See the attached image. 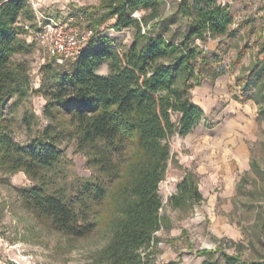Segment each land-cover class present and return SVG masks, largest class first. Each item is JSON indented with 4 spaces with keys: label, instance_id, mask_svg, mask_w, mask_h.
Instances as JSON below:
<instances>
[{
    "label": "trees",
    "instance_id": "1",
    "mask_svg": "<svg viewBox=\"0 0 264 264\" xmlns=\"http://www.w3.org/2000/svg\"><path fill=\"white\" fill-rule=\"evenodd\" d=\"M163 1L105 0L106 12L96 17L95 33L116 17L113 26L136 27L130 46L122 51L107 39H92L84 53L69 63L47 65L51 77L45 90L51 105L67 117L79 149L99 173L68 188L57 180L65 179V173L61 131L53 132L56 125L50 123L27 145L9 132V102L29 88L26 63L14 59L26 44L21 37L26 25L19 18L36 15L27 0H0V169L24 170L33 185L20 187V198L67 234L85 236L95 230L100 220L93 208L109 199L113 212L106 224L112 235L96 264H183L180 259L159 263L150 247L158 241L157 231L171 226L162 212L160 192L173 156L171 137L188 134L205 116L203 107L193 100L192 79L195 85L201 84L200 74L210 57L206 49L190 43V35L206 41L209 35L225 33L234 16L229 5L218 0H182L180 10L192 20L193 29L175 42L151 31L164 20L151 22L160 15ZM139 9L148 14L134 17ZM143 23H150V29L144 31ZM104 62L109 73L98 74ZM261 66L256 65L257 73ZM49 111L57 115L52 108ZM25 121L31 124L28 114ZM115 180L119 184L113 185ZM202 199L198 174L186 168L171 204L192 208ZM242 252L241 248L238 253L222 250L223 260L208 258L201 264H264V259H247Z\"/></svg>",
    "mask_w": 264,
    "mask_h": 264
},
{
    "label": "rangeland",
    "instance_id": "2",
    "mask_svg": "<svg viewBox=\"0 0 264 264\" xmlns=\"http://www.w3.org/2000/svg\"><path fill=\"white\" fill-rule=\"evenodd\" d=\"M182 0H164L153 33L180 42L193 29L191 19L180 10ZM193 1V0H190ZM228 4L234 21L227 32L208 36L206 41L190 35V43L206 49L210 57L203 68L201 84L192 79L193 100L205 110L186 135L171 137L172 158L165 179L160 184L162 212L171 221L170 227L157 231V243L150 247L159 263L180 259L183 264H201L208 258L223 260L222 250L238 253L247 259H264V0H218ZM28 6L43 13V24L50 18L70 21L88 34L87 45L93 39H107L122 51L132 43L136 27L113 26L111 18L95 33V19L106 12L105 0H27ZM148 14L146 9L134 17ZM36 15V13H35ZM25 29L24 50L14 56L28 68L29 88L24 96L9 102L7 115L9 132L22 145L44 130L50 123L53 132L61 131L60 146L64 152L62 169L65 179L58 183L70 188L80 179L99 176L89 164L88 155L79 149L76 134L63 113H57L46 93L51 73L48 64L58 62L47 47L36 39L38 19L20 17ZM150 22V23H151ZM142 24L143 30L150 29ZM200 59L196 66H199ZM261 71L256 72V65ZM108 74L104 62L96 71ZM14 103V104H13ZM56 113L53 116L49 111ZM30 117L31 124L25 121ZM221 130L217 127L221 123ZM183 160V161H182ZM199 176V188L204 195L192 208L174 207L170 202L177 192L185 169ZM113 185L119 184L115 180ZM33 185L24 170L10 172L0 169V264H96L99 252L109 243L111 231L106 224L113 212L109 199L94 206L93 214L100 225L85 236H75L55 228L25 205L18 189ZM202 249L214 250L206 255Z\"/></svg>",
    "mask_w": 264,
    "mask_h": 264
},
{
    "label": "built area",
    "instance_id": "3",
    "mask_svg": "<svg viewBox=\"0 0 264 264\" xmlns=\"http://www.w3.org/2000/svg\"><path fill=\"white\" fill-rule=\"evenodd\" d=\"M35 8L39 29L35 32L36 39L44 44L49 53L58 61L76 58L87 48L88 34L82 33L80 27L70 21L50 18L43 24V13ZM28 27V25H26Z\"/></svg>",
    "mask_w": 264,
    "mask_h": 264
},
{
    "label": "crops",
    "instance_id": "4",
    "mask_svg": "<svg viewBox=\"0 0 264 264\" xmlns=\"http://www.w3.org/2000/svg\"><path fill=\"white\" fill-rule=\"evenodd\" d=\"M263 14H264V8H263ZM223 126H224V123H222V121H221V123L218 125V127H217V129L218 130H221L222 128H223ZM195 128V127H194ZM194 128L192 129V130H194ZM183 161V160H182Z\"/></svg>",
    "mask_w": 264,
    "mask_h": 264
}]
</instances>
